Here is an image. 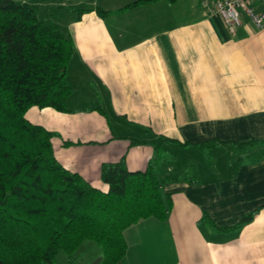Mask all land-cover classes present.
Here are the masks:
<instances>
[{
    "label": "crops",
    "instance_id": "obj_1",
    "mask_svg": "<svg viewBox=\"0 0 264 264\" xmlns=\"http://www.w3.org/2000/svg\"><path fill=\"white\" fill-rule=\"evenodd\" d=\"M25 1L75 45L66 78L72 112L33 107L26 114L59 134L52 149L66 170L106 192L103 164L125 158L130 171H144L163 138L176 140L168 145L176 162L158 172L173 208L165 221L125 231L120 264H264V159L244 165L226 145L207 159L198 145L264 140V29L243 19L232 33L201 0L124 11L137 0ZM191 167L197 183L175 180ZM254 211L237 231L215 232L204 220L232 227ZM75 259L103 264V253L84 242Z\"/></svg>",
    "mask_w": 264,
    "mask_h": 264
},
{
    "label": "trees",
    "instance_id": "obj_2",
    "mask_svg": "<svg viewBox=\"0 0 264 264\" xmlns=\"http://www.w3.org/2000/svg\"><path fill=\"white\" fill-rule=\"evenodd\" d=\"M159 1L180 0H137L121 11ZM74 51L73 40L39 20L34 6L25 0H0V264H58L60 252L66 254V264H75L84 242L101 248L103 264H120L128 249L125 231L142 220L165 221L173 208L158 172L176 162L177 155L168 148L176 140L163 138L144 171H130L125 158L103 164L105 192L58 162L52 139L59 134L27 120L33 107L72 112L66 78ZM198 145L207 159L220 145L242 156L244 165L264 159V140ZM175 180L198 182L193 167ZM257 213L225 228L204 220L215 232H231L251 223Z\"/></svg>",
    "mask_w": 264,
    "mask_h": 264
},
{
    "label": "built area",
    "instance_id": "obj_3",
    "mask_svg": "<svg viewBox=\"0 0 264 264\" xmlns=\"http://www.w3.org/2000/svg\"><path fill=\"white\" fill-rule=\"evenodd\" d=\"M264 0H201V7L210 14L223 18L232 33L248 19L256 29H264V8L258 9L255 3Z\"/></svg>",
    "mask_w": 264,
    "mask_h": 264
},
{
    "label": "rangeland",
    "instance_id": "obj_4",
    "mask_svg": "<svg viewBox=\"0 0 264 264\" xmlns=\"http://www.w3.org/2000/svg\"><path fill=\"white\" fill-rule=\"evenodd\" d=\"M187 149H195V148H187ZM187 159H188V156H184V160L182 159L181 162L183 161L184 164H185V162H187ZM166 165H169V164H166ZM166 165H165L163 168H165ZM178 165H180V164H178ZM163 168H162V169H163ZM92 243H93V242H92ZM56 260H57V263H58V264H66V263H67V256H66L65 253L60 252V253L58 254Z\"/></svg>",
    "mask_w": 264,
    "mask_h": 264
}]
</instances>
